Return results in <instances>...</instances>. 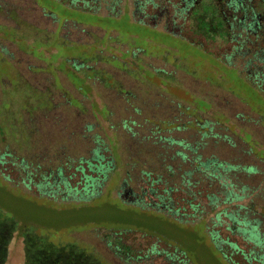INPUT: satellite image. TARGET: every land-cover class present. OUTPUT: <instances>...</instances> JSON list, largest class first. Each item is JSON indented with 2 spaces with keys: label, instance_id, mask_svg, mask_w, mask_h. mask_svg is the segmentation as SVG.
Segmentation results:
<instances>
[{
  "label": "rangeland",
  "instance_id": "rangeland-1",
  "mask_svg": "<svg viewBox=\"0 0 264 264\" xmlns=\"http://www.w3.org/2000/svg\"><path fill=\"white\" fill-rule=\"evenodd\" d=\"M186 1L0 0V216L16 224L4 264H25L30 232L56 246L77 244L104 264H229L205 233L227 208L206 200L208 191L226 198L218 182L190 190L204 192V226L155 212L148 189L156 174L190 195L182 175L197 164L177 155L192 157L190 148L200 163L240 167L224 177L239 197L229 213L257 225L264 240L263 80H248L250 56H236L234 68L221 62L235 43L217 33L207 41L205 26L198 34L210 12L182 11ZM205 1L216 9L217 0ZM263 46L251 38L243 53ZM156 132L183 144H161ZM98 157L118 165L102 195L71 190L79 185L72 172ZM32 173L47 180L29 183ZM184 197L176 193L174 202ZM223 220L216 229L224 240L262 255L263 244L243 242Z\"/></svg>",
  "mask_w": 264,
  "mask_h": 264
},
{
  "label": "trees",
  "instance_id": "trees-1",
  "mask_svg": "<svg viewBox=\"0 0 264 264\" xmlns=\"http://www.w3.org/2000/svg\"><path fill=\"white\" fill-rule=\"evenodd\" d=\"M109 1L113 4L118 5L121 0ZM149 2L151 3L152 1H148L147 4ZM205 3V0H187V7L182 9V11L185 9L194 10V8L197 7L203 9L204 6H207L206 8H204L202 13L198 14V16L204 14V17L206 18V11L209 10L210 22H208V25L206 24V22H200L198 34L201 32V27L205 26L207 30V41L211 39L209 35L217 33L218 36L223 39V41L226 39L234 42L236 45L234 47V50L232 51L230 56L222 55L224 59L221 62L224 63L228 68H234L230 66V63L236 56H250L249 60L246 61L247 69L249 73H251L248 80L251 81L254 78L256 79V77L257 79L260 78L263 80L260 82L261 87L264 88V69H261L262 66L259 67L260 65L258 64V62L264 64V46L261 48L258 47V50L252 55L251 48H248L243 53L245 44L247 42H251V38L254 42L260 40L262 42V45H264V0H217L216 9L211 8V6H208V4L206 5ZM140 4H137V6H141ZM153 6L156 7L154 3ZM212 10H216L215 13L212 12ZM211 14L218 16L220 22H213L214 19L212 18ZM216 24H218L217 29H215L214 27ZM238 38L242 39V41L238 40ZM190 41L193 42L192 40ZM206 52L215 56L213 53L207 51V49ZM247 52H250V54ZM2 123L4 125H8L6 122ZM208 132L204 133L203 137L210 138V136L212 135L210 132ZM157 134L158 133L156 132V140L161 144H183V141H178L173 138H164L163 136ZM217 137L218 135L213 136V138ZM190 151L192 153V157H189L188 154H185L181 150L177 151V155L181 157L184 162L190 161L197 164L196 167L184 171L182 175V184L189 190L190 195H188L179 186L172 185V183L168 181V178H165L161 174H156V181H152L148 189L151 197L156 198L155 212L170 218V213L176 211L177 214L174 216V220H176L177 222H180L184 225L187 224L186 226H189L191 224L190 222L192 221H194V223L201 221L204 226L208 212H206V207L203 205V203L197 199L198 196L201 197L204 193L199 190L200 188L198 186L204 181H206V183L210 187L218 182L219 186L223 187V189H227L225 190V194L228 195H226V198L223 199L219 197V194H224V190L218 193H211L210 191H208L206 192V200H208L211 205H216L218 202H220V205L225 204L227 205V208L216 214V217L212 220L214 222L213 229L209 232L205 230V233L207 234L209 239H211L213 245H215L216 251L220 255H222L229 262V264L263 263L264 240L259 239L257 233V225L252 227L249 221H242L238 219L239 216L233 213H229V210H233L230 207V203H233V199L235 197V199H238L239 197L233 195V190H228V187L231 186L225 183L226 181H224V177L227 176L228 172H230L231 170L239 171L240 167H233L229 165L227 166L224 163L217 164V161L211 160L205 164L200 163V157L194 156L197 155V148L196 150L190 148ZM115 160L116 159L112 157L110 161L106 162L103 157H98V159H95V163H91L89 161L81 162L69 177L72 182L73 180H76V178H78L77 183L80 185V187L78 185V187H69L68 189L72 188L71 190L81 193V195H84V193H95L94 199L99 198L102 195L101 188L108 182L109 177H111L110 180L112 181L115 176L116 169L118 168V165L115 164ZM168 169L169 171L173 172L175 170H182L181 165L177 166L175 169L172 166H168ZM249 169L252 170L253 167L242 168V170L246 173L247 171H249ZM59 172V176H61L62 171ZM196 174L202 175V177L197 180ZM4 176L11 178V174H7ZM116 176L117 179L118 173ZM40 177L42 176L33 173L30 174L29 183L42 185ZM43 179L44 181L47 180L46 177H44ZM155 186L156 189H154ZM197 187L199 188L197 192L192 193V191H190L192 188L197 189ZM176 193H182L184 195L186 194L187 197L182 198L179 202H174L173 197H175ZM136 207L141 208V206ZM243 208L244 207H240L239 209ZM224 218L229 220V224L225 227V229L230 232V234H234V232H237L242 235L241 238L243 242H258L259 244H263L262 255H259L258 253L250 249H245L244 245H240V242L238 241L228 239L224 240L221 236V231L216 229L217 226L223 227L222 223H224ZM15 230L16 224L14 221L3 219V217L0 216V264H4L8 260V246L13 238L14 233L16 232ZM23 241L26 256L25 264H104L102 260H100V258L96 257L92 253L88 254V252H86L77 244L56 246L49 242L47 237L40 236L36 232H30L27 234L24 233ZM156 252L160 254V251H158L157 248ZM163 257L165 258V260H167L165 255H163ZM168 260L172 264H178V261L176 259Z\"/></svg>",
  "mask_w": 264,
  "mask_h": 264
}]
</instances>
